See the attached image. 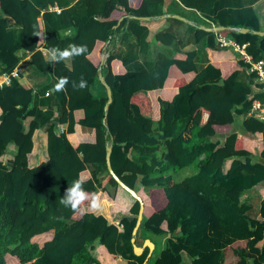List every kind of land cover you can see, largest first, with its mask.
Instances as JSON below:
<instances>
[{"label": "trees", "instance_id": "trees-1", "mask_svg": "<svg viewBox=\"0 0 264 264\" xmlns=\"http://www.w3.org/2000/svg\"><path fill=\"white\" fill-rule=\"evenodd\" d=\"M63 1L0 0V11L21 27L15 45L0 18V72H12L22 50L60 87L63 104L46 129L33 119L26 127L35 114L31 88L18 79L0 87V144L9 156L0 165V264H117L122 240L127 264H224L228 249L233 264H264V122L247 115L256 97L251 85L262 86L251 66L264 60V36L254 34L259 29L251 9L223 10L226 0H179L223 27L187 26L207 60L197 71L195 53L179 52L181 42L160 29L166 20L155 19L160 12L153 6L161 0H97L99 9L81 20L61 9L59 22L68 24L70 35L56 30L47 11ZM240 28L247 31H234ZM147 33L163 52L149 69L127 70L114 56L118 42L127 36L142 46ZM218 38L232 45L220 47ZM72 43L88 50L69 68L38 50ZM241 72L245 85L236 80ZM98 74L110 90L106 111L104 88L103 97L94 90ZM81 78L87 87L75 89ZM106 146L111 171L142 201L135 245L140 233L163 238L153 259H134L129 241L138 204L107 173ZM90 165H102L104 177L89 173ZM77 179L97 195L98 208L86 201L81 214L60 203ZM253 190L259 208L251 218L242 198Z\"/></svg>", "mask_w": 264, "mask_h": 264}, {"label": "crops", "instance_id": "crops-1", "mask_svg": "<svg viewBox=\"0 0 264 264\" xmlns=\"http://www.w3.org/2000/svg\"><path fill=\"white\" fill-rule=\"evenodd\" d=\"M33 2L40 5L41 2H44V0H33ZM223 3H226L225 5L221 6V9L223 10H228L231 6L249 7L256 18L259 31L264 32V0H226ZM153 7L155 11H157L159 7L160 12L159 15L155 17V19L166 20L160 29L169 32L177 41L181 42L180 46L176 48L179 52H194L195 57L193 58V64L197 71L201 70L207 64L206 56L202 50V43H192L188 37L189 35H187V26L194 24H197L199 28H213L215 26L210 21L201 16L198 11L183 6L179 0H161L159 5L156 4ZM61 9H69L73 18L81 20L85 18L89 10H98L99 3L97 0H82L81 2L78 0H64L61 2L59 7H48L47 11L51 15L52 23L56 30L62 35H70L72 32L68 24L63 25L59 22V13ZM0 18L6 22L7 31L13 35L14 44L19 45L21 41L20 25L15 23L8 16L4 15L1 11ZM150 38V33H147L143 40L144 44L141 46L134 39L124 36L118 42L114 51V56L118 57L119 59H123L125 62V67L129 71H141L149 69L153 57L157 53L163 52L159 48L158 44L153 45L151 43ZM38 50L41 52L43 58L47 59L44 49L39 48ZM240 53L243 54L242 51H240ZM16 55L19 57L21 55V57H23L21 60H19L13 70L16 74L15 80L18 79V82L21 81L31 88V105L35 110L34 117L27 118L26 120H28V122L25 123V126L27 127L29 121L33 119L37 122L40 129H46L48 124L53 123L57 119L63 108L61 101V89L48 73L38 72L29 63L28 56H24L26 54L23 53L22 50H18ZM63 64L67 68L70 67L69 61H64ZM259 65L260 70L263 73L264 60H261ZM263 75L262 77L258 76V79H256L257 83L262 84L261 87H257L256 84L251 85V93L252 95L256 96L253 102L264 103ZM1 76L2 73L0 72V81ZM236 80L245 85L247 81L246 73H239L236 77ZM45 93H48V95L44 96ZM239 122L240 118L234 117L235 126H238ZM239 136L240 135L237 134L236 138L238 139ZM0 148L2 149V153L4 149L1 144ZM2 154L6 155L4 152ZM261 157L264 158V152L262 153ZM185 172L188 174L190 170H186ZM255 195L256 193L253 190L249 195H245L242 198L243 204L249 205L250 207L248 216L251 218H254L257 215L259 208V201ZM260 244L261 242L258 244V246H260Z\"/></svg>", "mask_w": 264, "mask_h": 264}, {"label": "clouds", "instance_id": "clouds-1", "mask_svg": "<svg viewBox=\"0 0 264 264\" xmlns=\"http://www.w3.org/2000/svg\"><path fill=\"white\" fill-rule=\"evenodd\" d=\"M87 45L84 44H69L66 48L60 49L58 47H51L44 49L47 59L50 63H61L64 61H72L76 57L82 56L87 52ZM4 75V74H2ZM68 83L67 78H63L61 80V85H65ZM73 87L75 89H84L87 87V81L81 78L79 83H73ZM62 128V127H60ZM88 201L89 208L96 209L99 207V201L98 197L95 193H88L83 188V181L80 179H77L72 182V185L70 187H67V189L64 192L63 197L60 200V203L64 205L65 207L69 208L71 211L79 212L83 214L88 209L82 207V205L85 204V202Z\"/></svg>", "mask_w": 264, "mask_h": 264}, {"label": "water", "instance_id": "water-1", "mask_svg": "<svg viewBox=\"0 0 264 264\" xmlns=\"http://www.w3.org/2000/svg\"><path fill=\"white\" fill-rule=\"evenodd\" d=\"M175 17V16H174ZM177 18V17H175ZM140 20H147L148 18H137ZM180 19V18H179ZM121 21V18L117 21L116 26L119 24V22ZM201 30L206 31V32H217L219 30H222L223 27H213V28H204V27H200ZM234 31H238L240 33H245L247 30L240 28V29H234ZM254 34L258 35V36H264V32L258 31V32H254ZM104 58L105 56H101V63L104 62ZM97 79L100 83V85L104 88L105 91V95H106V103L103 107V110L106 111L107 109V105L110 103L111 101V95H110V90L107 87V85L105 84V82L103 81L102 77L100 74L97 75ZM109 154H110V147L106 146L105 147V154H104V165H105V169L107 171V173L111 176V178L113 179V181L117 184V186H119L122 190H124L131 198H133L137 204H138V210H137V214H136V219H135V224L134 227L131 231V238H130V245H131V249H132V253L134 256H138L141 253L142 248H145L148 250V254L146 256V258L149 256L150 252L153 249V244L148 241V240H144L143 244L141 245V247H136L134 245V236L136 234L137 228L140 225V220H141V216H142V201L141 199L128 187H126L111 171L110 168V164H109Z\"/></svg>", "mask_w": 264, "mask_h": 264}, {"label": "rangeland", "instance_id": "rangeland-1", "mask_svg": "<svg viewBox=\"0 0 264 264\" xmlns=\"http://www.w3.org/2000/svg\"><path fill=\"white\" fill-rule=\"evenodd\" d=\"M94 90H95V94L97 93L98 97H103L104 91L101 88V85L99 82L95 84ZM27 122H28V120H25V123H27ZM1 151H2V149L0 148V156H1L0 157V165H3L4 162L6 161V159L9 158V156L7 154L3 155L2 154L3 152L1 153ZM87 170L89 171V173H96V175L99 176L100 179H102L104 177L102 165H90V166H87ZM183 172H185V171H183ZM184 174H186V172ZM139 240L141 242V243H138L139 245L136 246L134 243V245L136 247H141L144 240H148V241L154 243L153 249L149 254V256H152V259L154 257H156V255L159 253V251L162 249V246H163V238H161V237H154V236L149 237V236L144 235L143 233H140L139 238H138V242H139ZM116 252H117V264H127V261L131 260L130 253L128 250V245L124 240L118 242V244L116 245ZM147 252H148V250L146 249V247L142 248L141 253L136 258H134L135 261L138 263L139 261L144 259L146 257ZM224 255H225V257L223 259V263L224 264H233L234 258L231 255V250H229V249L225 250ZM134 259H132V260H134Z\"/></svg>", "mask_w": 264, "mask_h": 264}, {"label": "built area", "instance_id": "built-area-1", "mask_svg": "<svg viewBox=\"0 0 264 264\" xmlns=\"http://www.w3.org/2000/svg\"><path fill=\"white\" fill-rule=\"evenodd\" d=\"M217 43L220 47H226L228 45H232L230 42L225 41L223 39L218 38ZM236 48V47H235ZM246 61H248V58H246ZM260 62H258L256 65H252L251 69L253 71H256L257 75L259 77H262L263 73L260 70ZM16 78V74L14 71L10 72L9 74H4L1 76V81H0V87L2 86H7L10 84L12 79ZM48 93H45L44 96H47ZM248 116H252L254 118H257L259 121H264V103H258V102H253L251 104L250 110L247 114ZM62 131V128H60L59 132Z\"/></svg>", "mask_w": 264, "mask_h": 264}]
</instances>
